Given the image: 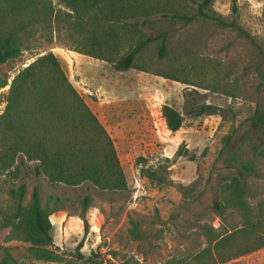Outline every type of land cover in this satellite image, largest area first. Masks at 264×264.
Segmentation results:
<instances>
[{"label":"rangeland","instance_id":"obj_1","mask_svg":"<svg viewBox=\"0 0 264 264\" xmlns=\"http://www.w3.org/2000/svg\"><path fill=\"white\" fill-rule=\"evenodd\" d=\"M48 1L56 11L72 14L60 0ZM200 1L112 0L117 13L106 19L72 15L52 29L36 27L19 58L0 66L1 115L13 78L38 57L55 54L111 135L128 183L125 192L101 191L90 183L53 184L37 175V162L18 158L14 170L0 174V264H85L76 253L81 242L82 254L98 255L103 264H203L196 258L208 246L209 232L223 234L241 226L236 211L221 213L215 204H222L223 186L238 177L240 168L229 161L233 152L241 148L251 159L253 144L264 146V134H255L251 126L256 110H264V0H238L236 14L232 0H215L212 10L234 22V28L175 19L196 15ZM78 21L87 22L82 32L70 27ZM162 34L166 57L159 58L162 39L137 56L136 66L147 72H117L106 61H117ZM99 54L106 60L93 57ZM157 74L174 75L186 84ZM164 105L184 116L179 132L168 130ZM202 105L216 109L201 117L189 113ZM147 168L157 179L143 173ZM256 168L245 183L253 207L264 199L263 158ZM22 184L25 204L38 188L42 206L56 204L59 210L50 217L56 224L51 232L55 245L48 248L60 258L56 261L40 259L30 244L9 242L10 228L1 227L2 216L16 203L10 191ZM86 196L91 197L88 231L80 218ZM60 214L68 217L62 224L54 218ZM134 226L138 240L131 234ZM224 264H264V248Z\"/></svg>","mask_w":264,"mask_h":264},{"label":"trees","instance_id":"obj_2","mask_svg":"<svg viewBox=\"0 0 264 264\" xmlns=\"http://www.w3.org/2000/svg\"><path fill=\"white\" fill-rule=\"evenodd\" d=\"M214 1L201 0L197 3L196 15L189 17L178 14L175 19L184 21L186 25L202 19L213 21L223 28L236 27L234 22L228 23L212 10ZM60 2L72 14L56 11L48 0H0V66L19 58L25 47L24 43L33 36L36 27L52 29L54 24L57 27L66 17L73 19L72 15L79 20L84 15H91L94 20H98L117 13L112 0ZM232 5L236 14L238 0H232ZM70 25L82 32L87 22L78 21ZM159 39H162L159 58L163 59L167 55L166 34L147 38L117 61L106 60L101 54L93 57L112 63L117 72L123 73L131 69L147 72L136 66L137 56ZM157 75L186 84L171 74ZM215 109L212 105H202L189 113L194 117H201ZM162 116L170 132L177 133L182 129L184 116L173 107L164 105ZM251 126L255 134H264V110H256L251 118ZM225 140L228 145L231 144V136H227ZM252 148L251 159L241 148L230 156L229 161L240 168L238 177L223 186L222 204H215L218 212L236 211L241 218V226L223 234L209 232V244L196 258L200 263L224 264L264 248V199L257 207H253L245 188L246 178L256 175V164L260 158L264 159V146L253 144ZM20 157L22 163L37 162V175L45 176L53 184L76 187L90 183L101 191L128 190L111 135L71 84L53 53L38 57L13 78L7 94L6 108L0 115V174L14 170ZM143 173L153 179L158 177L152 168L143 170ZM10 196L16 202L15 206L11 213H6L1 218V227L10 228L8 241L30 244L31 252L47 262L60 259L48 250L55 245L51 234L54 226L50 217L59 211L56 204L53 208L42 206L38 188L33 190L30 202L25 204V184L12 189ZM90 205L91 197L86 196L80 215L86 231L89 230L86 213ZM131 234L136 240L141 238L136 226ZM83 247L84 243L81 242L76 248L78 261L103 264L98 255L86 258L81 252Z\"/></svg>","mask_w":264,"mask_h":264},{"label":"crops","instance_id":"obj_3","mask_svg":"<svg viewBox=\"0 0 264 264\" xmlns=\"http://www.w3.org/2000/svg\"><path fill=\"white\" fill-rule=\"evenodd\" d=\"M78 56H83L81 54H77ZM54 218H56L58 220V222L60 224H62L64 221H67L68 220V217L67 216H64L63 214H60V215H54ZM71 220V219H70ZM55 222H53V226L55 227Z\"/></svg>","mask_w":264,"mask_h":264}]
</instances>
